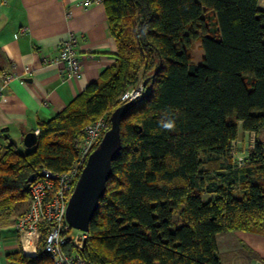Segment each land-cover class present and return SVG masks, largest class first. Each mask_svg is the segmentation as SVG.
I'll use <instances>...</instances> for the list:
<instances>
[{
  "label": "trees",
  "instance_id": "1",
  "mask_svg": "<svg viewBox=\"0 0 264 264\" xmlns=\"http://www.w3.org/2000/svg\"><path fill=\"white\" fill-rule=\"evenodd\" d=\"M103 3L116 61L63 111L39 121L31 150L19 152L10 142L0 147V216L21 217L30 197L29 176L37 178L44 168L69 170L83 128L105 116L104 134L112 113L127 102L122 94L149 78L121 118V152L81 255L88 264H223L219 233L264 235L261 0ZM195 41L204 50L197 63L191 56ZM168 110L176 114L172 132L158 124ZM240 129L255 133L241 164L231 154ZM238 185L242 196L233 192ZM203 194L212 197L205 200ZM40 232L35 255L17 249L8 260L53 264L44 250L45 222Z\"/></svg>",
  "mask_w": 264,
  "mask_h": 264
},
{
  "label": "crops",
  "instance_id": "2",
  "mask_svg": "<svg viewBox=\"0 0 264 264\" xmlns=\"http://www.w3.org/2000/svg\"><path fill=\"white\" fill-rule=\"evenodd\" d=\"M82 1L0 0V147L9 142L17 147L39 121L63 111L115 63L117 45L104 3L84 7ZM70 35L78 38L81 64L74 76H68L63 65L42 61L44 55L56 56L58 45ZM19 217L0 216V264H12L7 254L22 249ZM217 245L223 264H264L261 233H219ZM35 254L36 248L28 255Z\"/></svg>",
  "mask_w": 264,
  "mask_h": 264
},
{
  "label": "built area",
  "instance_id": "3",
  "mask_svg": "<svg viewBox=\"0 0 264 264\" xmlns=\"http://www.w3.org/2000/svg\"><path fill=\"white\" fill-rule=\"evenodd\" d=\"M95 2L102 3L103 0H83L82 4L84 7H88ZM77 42L78 38L70 35L58 45L59 51L56 56L44 55L42 57L43 64H60L66 69L68 76L77 75L81 70L76 52ZM3 81H8L6 76H3ZM142 91L141 83L137 87L125 91L120 99L121 101L135 100L141 97ZM106 123V117L102 116L83 128L79 154L69 170L55 172L44 168L39 176L31 182L27 210L16 222V229L20 234L22 250H25L23 251L25 254H29L27 246L36 248L37 242L41 238L40 225L45 222L47 233L44 250L53 264H88L80 251L84 246V240L88 237V232L73 227L66 219V210L75 183L89 154L100 142ZM35 132L38 135L40 129L37 127ZM231 154L238 163L243 162L244 157L238 154L235 147Z\"/></svg>",
  "mask_w": 264,
  "mask_h": 264
},
{
  "label": "water",
  "instance_id": "4",
  "mask_svg": "<svg viewBox=\"0 0 264 264\" xmlns=\"http://www.w3.org/2000/svg\"><path fill=\"white\" fill-rule=\"evenodd\" d=\"M148 79H145L142 87ZM133 104L134 100L127 101L112 113L110 128L105 131L98 145L89 154L75 183L68 201L66 219L77 229L89 232L90 221L99 207L107 181L112 175V162L119 157L121 152V118ZM23 142L25 146L33 147L38 142V135L35 131H30L24 136ZM35 179L36 174L32 173L28 181L33 182ZM86 241L87 239L84 240V245Z\"/></svg>",
  "mask_w": 264,
  "mask_h": 264
},
{
  "label": "rangeland",
  "instance_id": "5",
  "mask_svg": "<svg viewBox=\"0 0 264 264\" xmlns=\"http://www.w3.org/2000/svg\"><path fill=\"white\" fill-rule=\"evenodd\" d=\"M263 2L264 1L261 0L260 7H263L262 6ZM206 19L208 21L210 32L214 33L217 30L214 16L211 13H209ZM203 54H204V50L200 47L199 41H195L191 48V56H192L193 62L194 63L201 62ZM139 84H141V82ZM254 142H255V133L246 132L240 129L238 139L235 141L237 152H239L238 154H240L241 156H245L246 154H248L249 149L252 148ZM17 150L23 153V152H27L31 150V147L25 146L24 142L20 141L19 144L17 145ZM233 192L236 196H242L243 194L242 188L240 185L234 188ZM202 197L203 199L207 200L212 196H209L208 194H203ZM26 249H27V252H32V251L34 252V248L32 247L27 246ZM36 251H37V245H36ZM224 264H227V263L224 262Z\"/></svg>",
  "mask_w": 264,
  "mask_h": 264
},
{
  "label": "clouds",
  "instance_id": "6",
  "mask_svg": "<svg viewBox=\"0 0 264 264\" xmlns=\"http://www.w3.org/2000/svg\"><path fill=\"white\" fill-rule=\"evenodd\" d=\"M178 111V110H177ZM159 127L168 132L176 130V114L172 110L164 113V117L158 121Z\"/></svg>",
  "mask_w": 264,
  "mask_h": 264
},
{
  "label": "bare ground",
  "instance_id": "7",
  "mask_svg": "<svg viewBox=\"0 0 264 264\" xmlns=\"http://www.w3.org/2000/svg\"><path fill=\"white\" fill-rule=\"evenodd\" d=\"M30 247H33V246H30Z\"/></svg>",
  "mask_w": 264,
  "mask_h": 264
}]
</instances>
